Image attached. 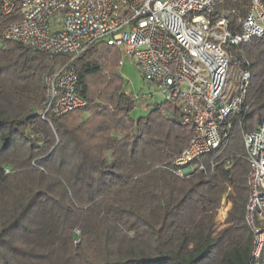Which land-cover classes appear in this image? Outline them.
Instances as JSON below:
<instances>
[{
	"label": "trees",
	"instance_id": "obj_1",
	"mask_svg": "<svg viewBox=\"0 0 264 264\" xmlns=\"http://www.w3.org/2000/svg\"><path fill=\"white\" fill-rule=\"evenodd\" d=\"M16 19L0 13V32ZM243 53L248 108L194 162L205 169L181 177L161 165L192 130L171 102L133 117L115 47L95 43L71 60L0 36V264H247L242 131L264 111V35ZM69 61L87 105L44 120L43 77Z\"/></svg>",
	"mask_w": 264,
	"mask_h": 264
},
{
	"label": "built area",
	"instance_id": "obj_2",
	"mask_svg": "<svg viewBox=\"0 0 264 264\" xmlns=\"http://www.w3.org/2000/svg\"><path fill=\"white\" fill-rule=\"evenodd\" d=\"M0 13L17 17L1 29L2 39L71 60L105 43L120 52L119 65L123 58L135 63L192 130L186 147L161 165L178 176L204 170L194 162L217 149L248 108L251 72L243 47L264 35V0H0ZM78 87L70 61L45 74L39 115L47 120L84 108ZM242 140L249 167L245 221L252 232L247 264H264V111ZM228 205L223 198L221 221Z\"/></svg>",
	"mask_w": 264,
	"mask_h": 264
},
{
	"label": "rangeland",
	"instance_id": "obj_3",
	"mask_svg": "<svg viewBox=\"0 0 264 264\" xmlns=\"http://www.w3.org/2000/svg\"><path fill=\"white\" fill-rule=\"evenodd\" d=\"M117 72L123 79V93L130 94L135 99V108L133 109V117L144 116L158 105L165 102L163 94L157 89L156 85L144 80L138 66L127 58L118 65ZM154 103H158L154 106ZM262 115V114H261ZM49 116V115H48ZM224 220V218H222ZM218 226H222L223 220L216 218Z\"/></svg>",
	"mask_w": 264,
	"mask_h": 264
},
{
	"label": "water",
	"instance_id": "obj_4",
	"mask_svg": "<svg viewBox=\"0 0 264 264\" xmlns=\"http://www.w3.org/2000/svg\"><path fill=\"white\" fill-rule=\"evenodd\" d=\"M158 105V103H154V106H157ZM31 115H36L35 113H33V114H31Z\"/></svg>",
	"mask_w": 264,
	"mask_h": 264
},
{
	"label": "crops",
	"instance_id": "obj_5",
	"mask_svg": "<svg viewBox=\"0 0 264 264\" xmlns=\"http://www.w3.org/2000/svg\"><path fill=\"white\" fill-rule=\"evenodd\" d=\"M133 115V114H132Z\"/></svg>",
	"mask_w": 264,
	"mask_h": 264
}]
</instances>
